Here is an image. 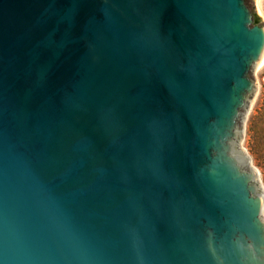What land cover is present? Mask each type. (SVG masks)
I'll list each match as a JSON object with an SVG mask.
<instances>
[{
	"label": "water",
	"instance_id": "95a60500",
	"mask_svg": "<svg viewBox=\"0 0 264 264\" xmlns=\"http://www.w3.org/2000/svg\"><path fill=\"white\" fill-rule=\"evenodd\" d=\"M258 4L0 0V264H264Z\"/></svg>",
	"mask_w": 264,
	"mask_h": 264
},
{
	"label": "rangeland",
	"instance_id": "374dc122",
	"mask_svg": "<svg viewBox=\"0 0 264 264\" xmlns=\"http://www.w3.org/2000/svg\"><path fill=\"white\" fill-rule=\"evenodd\" d=\"M257 11L262 19V21L264 22V0H259V4L257 7ZM257 80H258V87H259V97L251 111V113L249 114L246 122H245V129L247 130V124L249 119L251 118V116L253 114H255V111L260 103V98L262 96L263 90H264V66L263 68L260 70V72L257 75ZM250 135L248 136L246 145H245V149L247 151V153L250 155L251 160H252V164L253 166L257 169V171L259 172V177H260V181L264 187V163L262 161V159L259 156V152L257 151L255 145L253 146V144L251 143V138Z\"/></svg>",
	"mask_w": 264,
	"mask_h": 264
},
{
	"label": "trees",
	"instance_id": "16d2710c",
	"mask_svg": "<svg viewBox=\"0 0 264 264\" xmlns=\"http://www.w3.org/2000/svg\"><path fill=\"white\" fill-rule=\"evenodd\" d=\"M259 21V17L255 16V22ZM250 135L251 143L255 145L259 156L264 163V90L260 98V103L251 116L247 124V135Z\"/></svg>",
	"mask_w": 264,
	"mask_h": 264
}]
</instances>
